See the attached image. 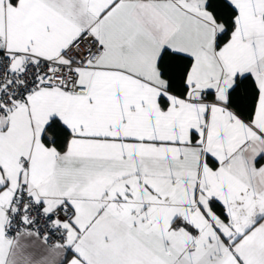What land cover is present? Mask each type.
Masks as SVG:
<instances>
[{
  "label": "snow or ice",
  "instance_id": "obj_1",
  "mask_svg": "<svg viewBox=\"0 0 264 264\" xmlns=\"http://www.w3.org/2000/svg\"><path fill=\"white\" fill-rule=\"evenodd\" d=\"M0 264H264V0H0Z\"/></svg>",
  "mask_w": 264,
  "mask_h": 264
}]
</instances>
